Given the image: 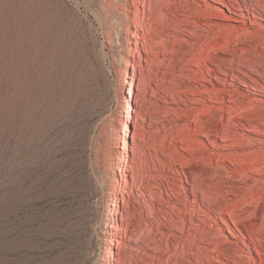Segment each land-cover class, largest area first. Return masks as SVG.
<instances>
[{"label": "rangeland", "instance_id": "rangeland-1", "mask_svg": "<svg viewBox=\"0 0 264 264\" xmlns=\"http://www.w3.org/2000/svg\"><path fill=\"white\" fill-rule=\"evenodd\" d=\"M111 1L119 4L0 0V264H108L117 257L118 264H176L175 255L161 259L153 243L147 247L136 236L144 238L152 216L141 193L149 199L148 189L166 177L179 189L178 198L159 184L163 195L155 192L154 208L162 200L184 208L180 190L185 188L195 224L220 236L223 253L198 255L197 264H264V0H226V6L209 0L213 11L227 17L217 22L234 29L215 62L216 76L205 81L218 87L224 80L240 92L236 102L222 95L221 105L215 99L206 105L195 100L205 93H196L186 77L187 65L199 70L187 26L180 22L173 29L163 16L146 45L130 32L124 39L120 16L125 12ZM131 86L135 97L128 119ZM185 94L192 97L187 107L176 103ZM219 122L229 129L227 141L219 138ZM234 122L244 125L240 132L251 141L244 148L250 151L238 149L239 154L257 159L254 165L219 164L211 157V152L235 155L220 148L239 138L231 129ZM207 128L208 138L202 133ZM190 142L198 149L194 155L186 150ZM202 150L209 153L208 161ZM187 164H194L191 180L180 182ZM117 167L124 168L118 177L132 183L130 176H136L131 194L124 180L117 193L120 210L123 198L129 201V227L120 213L114 221L107 219ZM204 167L209 169L207 198L198 179ZM157 174L166 177L158 180ZM102 230L108 238L116 233L114 244L106 243Z\"/></svg>", "mask_w": 264, "mask_h": 264}, {"label": "bare ground", "instance_id": "bare-ground-1", "mask_svg": "<svg viewBox=\"0 0 264 264\" xmlns=\"http://www.w3.org/2000/svg\"><path fill=\"white\" fill-rule=\"evenodd\" d=\"M110 1V0H109ZM119 1L117 4L115 1L110 2L111 6L116 7V9L124 10V18L120 16L122 21L124 22V30L120 31V37L124 39H128L126 37V33L130 32L136 40V42L140 43V40L143 41V44L146 45V39L148 36L153 37L156 33L157 21L163 17L168 16L172 28L175 29L177 24L182 22L185 26H187L188 32L192 35L193 40L190 41V44L195 49V52L198 55V59L193 63L199 67V70L193 69V67L187 65L186 67V77L190 83L193 84L194 81V88L196 93L205 94L200 95V98H195L196 102L202 105H206L209 99H215L220 105L224 103V94H228L231 96V101L236 102V100L240 96V92L233 87L232 83H228L227 81L221 80V86L213 85L209 87L206 85L205 81H212L210 77L216 76L213 73L215 71V62L220 59L219 53L224 52V46L230 45L232 38H233V30L232 28L229 29L225 26H221L217 21L219 19H226L227 17L224 13L219 11H213L212 6L209 4V0H116ZM221 2L223 5L226 6V0H216ZM134 4L135 10L133 11L130 5ZM107 3V5H109ZM105 5V4H104ZM110 7V6H109ZM113 7L112 10H113ZM108 7L106 8V10ZM105 10V9H104ZM110 10H107L109 12ZM115 12V10H113ZM113 12V13H114ZM133 15H131V13ZM111 13V12H110ZM235 13L239 16H242L243 13L236 9ZM115 14V13H114ZM108 15V14H107ZM117 15V14H116ZM115 15V16H116ZM119 16V15H117ZM113 17V16H110ZM119 18V17H117ZM116 18V19H117ZM108 20V19H107ZM120 20V19H119ZM119 22V21H118ZM134 22L135 31L131 30V24ZM112 23V22H110ZM122 24V23H121ZM149 24V26H147ZM120 25V23H119ZM115 27V26H114ZM123 27V26H122ZM235 28V27H234ZM121 29V28H120ZM236 29V28H235ZM244 31H248L249 29L243 28ZM118 31V30H117ZM110 32V30H109ZM119 36V35H118ZM245 38L249 37L248 33H243ZM198 39V40H197ZM240 41L236 39L233 41V44H236ZM128 63L126 65V69L124 72V79L126 82L129 80V73L127 72ZM191 74H190V71ZM191 75V76H190ZM197 76L199 78H197ZM210 76V77H208ZM191 78V79H190ZM198 80L201 82L199 84H195ZM134 87L131 86L128 93L129 96L127 97V102L125 105L126 117L128 119L131 118V99H134ZM188 93V92H187ZM181 99V100H179ZM179 99H176L177 104H184L186 107L191 104L192 97L189 94L181 95ZM184 110V109H183ZM219 110L221 113L225 110L222 106H219ZM183 112L178 111V115L180 117H184ZM232 117V115L230 116ZM125 127V138L123 140V149L125 151L129 147V141H127V136H129V128ZM218 130H219V138L223 141L228 140V133L229 129L225 126L223 122L218 123ZM236 129L240 135L236 141L231 143H222L220 145L221 149H229V151L234 152L231 157L227 158V154L225 152H211V157L214 155L218 160V163H226V161H230L234 165H239L244 162L247 165H254L258 160L252 157H242L239 154L238 149H242L243 151H250L244 150L245 147L249 146L251 141L240 132V129L244 128V125L241 127L238 122H234L231 126V129ZM131 132V131H130ZM208 138V128L202 132ZM213 145H217L216 141H211ZM185 147V146H184ZM186 150L188 153L193 154L198 151L196 146L193 142H190L186 146ZM202 156L208 161L209 153L207 151L202 150ZM187 158V157H186ZM122 159L125 162L128 161L127 155H122ZM174 159V158H173ZM173 159L171 163L173 164ZM194 164H187L186 166L182 165L183 172L185 173L186 177L185 180L183 176L180 178V182H190V178L192 177V170L191 166ZM237 170V167H235ZM207 167H204L200 171V183L203 185L201 187V192L205 198L208 196V189L207 185L205 184L204 180L208 176ZM124 172V168H116L112 171V184L113 191H109L108 198L110 201V206L108 207V220H116L118 214L122 215L121 220L122 222H126L127 226L129 225L128 219L125 217V213H129V201L123 198V209L120 210L119 208V196L118 192H121L122 181L125 182V188H128L126 193L131 194L133 191V187L135 186V173L130 176L132 178V183L127 179L118 177L117 173ZM157 173V172H156ZM233 171H230V174H233ZM109 177V176H108ZM160 177L165 178V175L157 174L156 179L159 180ZM183 178V179H182ZM166 181L160 180L156 182V184H152V187L148 189L149 199L146 198V193H141L142 196L147 199V206L152 213L151 218L148 221L147 232L145 230L144 238L136 235L139 241H143L147 247L149 244L153 243L155 249L161 254V259H163V255L167 256H176V264H197L198 255L202 256L204 259L205 257H209L211 253L222 254L223 251L221 249V242L219 241V235L211 228L206 227L202 228L195 224V212L192 213V210H195L194 205L191 204L190 197L187 194L185 188H182L180 195L182 198L185 199L184 201V208L180 207L177 203L171 202L169 200L166 201H157L159 205H157V209L154 208V201L156 198V191L161 193L162 187L159 184L168 186L173 192H169V195H174L178 198V190L173 188L172 184H169V180L166 177ZM109 181V180H108ZM108 183V182H107ZM169 184V185H168ZM145 185V184H144ZM109 186V187H110ZM180 187V184L179 186ZM109 189V188H108ZM157 189V190H155ZM124 192V191H123ZM124 195V194H121ZM161 195H163L161 193ZM154 213V215H153ZM127 215V214H126ZM177 215V218L173 217ZM187 215H190V219L187 218ZM128 216V215H127ZM129 218V217H128ZM104 222V221H103ZM106 225H109L106 222ZM164 225H168V227L164 228ZM116 231H122L119 227L115 226L114 223L112 225ZM129 227V226H128ZM103 228V227H102ZM124 232L127 233L128 229H124ZM104 233L103 239L108 241V243H115L116 239L113 238L115 235L113 232L111 233L112 236L108 238V231L102 230ZM141 235V234H140ZM103 236V235H102ZM143 236V234H142ZM111 252L110 247L107 249ZM236 253V252H235ZM102 258V257H101ZM108 264H118L119 261H122L121 258L117 257L114 259H107ZM160 264V263H158Z\"/></svg>", "mask_w": 264, "mask_h": 264}]
</instances>
